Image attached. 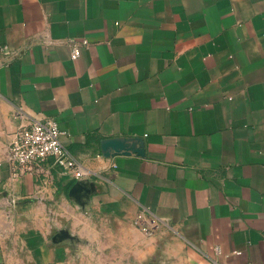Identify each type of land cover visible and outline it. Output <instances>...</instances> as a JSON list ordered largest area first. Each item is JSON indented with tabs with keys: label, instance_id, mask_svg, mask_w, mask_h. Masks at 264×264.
<instances>
[{
	"label": "crops",
	"instance_id": "1",
	"mask_svg": "<svg viewBox=\"0 0 264 264\" xmlns=\"http://www.w3.org/2000/svg\"><path fill=\"white\" fill-rule=\"evenodd\" d=\"M3 45L0 264H264V0H0ZM44 118L80 202L6 159Z\"/></svg>",
	"mask_w": 264,
	"mask_h": 264
},
{
	"label": "built area",
	"instance_id": "2",
	"mask_svg": "<svg viewBox=\"0 0 264 264\" xmlns=\"http://www.w3.org/2000/svg\"><path fill=\"white\" fill-rule=\"evenodd\" d=\"M89 45L87 39L72 44L71 58L77 60L81 55V47ZM14 51L9 45L0 48V65L8 63ZM7 57V59H6ZM61 130L58 121L54 118H44L29 125L21 126L13 135L8 145L6 159L19 169L42 170L46 165L59 168L72 179L83 181L86 173L65 149L61 142ZM11 203H16L12 199ZM147 210H142L135 220V224L146 233L152 232V226L157 224L155 218L144 220ZM216 252L221 253L220 247Z\"/></svg>",
	"mask_w": 264,
	"mask_h": 264
},
{
	"label": "water",
	"instance_id": "3",
	"mask_svg": "<svg viewBox=\"0 0 264 264\" xmlns=\"http://www.w3.org/2000/svg\"><path fill=\"white\" fill-rule=\"evenodd\" d=\"M120 149H124L123 145L118 144ZM135 152H139L136 150ZM91 193V187L87 182L77 181L76 184L70 189V196L77 201H81L87 194Z\"/></svg>",
	"mask_w": 264,
	"mask_h": 264
}]
</instances>
